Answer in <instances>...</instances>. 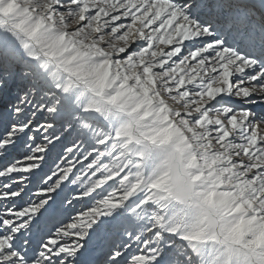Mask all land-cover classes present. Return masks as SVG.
I'll return each instance as SVG.
<instances>
[{
	"label": "snow or ice",
	"instance_id": "obj_1",
	"mask_svg": "<svg viewBox=\"0 0 264 264\" xmlns=\"http://www.w3.org/2000/svg\"><path fill=\"white\" fill-rule=\"evenodd\" d=\"M0 264H264V0H0Z\"/></svg>",
	"mask_w": 264,
	"mask_h": 264
}]
</instances>
